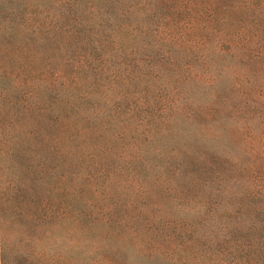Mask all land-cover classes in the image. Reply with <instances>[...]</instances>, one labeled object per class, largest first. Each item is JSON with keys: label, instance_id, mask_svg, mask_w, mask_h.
I'll return each instance as SVG.
<instances>
[{"label": "trees", "instance_id": "trees-1", "mask_svg": "<svg viewBox=\"0 0 264 264\" xmlns=\"http://www.w3.org/2000/svg\"><path fill=\"white\" fill-rule=\"evenodd\" d=\"M210 41L220 52H228V58L245 64L258 60L264 66V0H183L179 4L173 0H0V264H63L67 250L79 245L71 236L96 237L98 227L108 234L104 229L113 224L116 209L97 219L79 211L83 204L86 209L92 205L79 191L81 166L108 151H116L111 157L118 160H151L142 161V168L136 162L127 172L140 168L143 174L154 175L150 184H135L150 197L154 187L178 197L176 191H204L200 185L206 183V188H218L228 179H246L243 172H239L242 180L230 177L238 172L232 167L212 177L218 168L209 169L208 163L201 167L199 162L212 155L234 164L236 157L224 142V132L229 126L252 129L263 123L264 90L260 100L253 102L236 94L240 86L233 85L235 97H241L239 108H231L226 100L219 108L215 95L210 97L212 106L195 110L163 97L178 89L171 87L177 80L168 79L167 73L174 76L178 67L185 71L193 67L173 59V51H187L191 57ZM78 43L93 49L77 50ZM186 80H181L182 88ZM218 80L200 81L207 87ZM249 85L254 87L253 82ZM133 86L141 88L132 89L136 99L127 91ZM248 108L252 111L246 113ZM123 146L128 147L126 155L117 150ZM187 158H192L190 164L185 163ZM105 175L106 170H91L84 177L90 182ZM250 180L248 187L260 191L261 186ZM248 187L246 191L224 187L217 207H209L202 195L191 199L186 194L183 205L188 207L173 214L181 228L185 225L179 235L200 240L205 224L214 228L222 220H237L243 229L251 228V234L262 230L260 241L264 210L255 201L264 197V191ZM93 190L99 197L100 192ZM176 201L173 198L171 203ZM157 209L153 203L152 211ZM152 215L140 212L135 217L132 211L115 222L130 230L142 220V232L150 239L162 234L158 227L148 235L151 226L167 228L175 222L165 217L153 222ZM89 218L93 224L81 227L83 219ZM138 232L140 228L127 235L143 241ZM114 234L108 237L119 243L118 249L113 247L114 256L119 252L125 256L132 247L144 261L131 262L127 256V264H161V259L162 264H179L170 251L165 254L156 248L140 253L134 242L126 244L120 240L124 235ZM231 248L213 250L224 255L221 264H248L236 258L238 249ZM200 251L212 255L211 250ZM193 259L185 257L183 263Z\"/></svg>", "mask_w": 264, "mask_h": 264}, {"label": "rangeland", "instance_id": "rangeland-1", "mask_svg": "<svg viewBox=\"0 0 264 264\" xmlns=\"http://www.w3.org/2000/svg\"><path fill=\"white\" fill-rule=\"evenodd\" d=\"M173 1L178 4L183 2V0ZM84 41L86 40L84 39ZM215 43L210 41L209 46L203 47L204 50H202V52L194 53L191 57L188 55L187 51L179 50L180 53L173 51V59L182 62L183 64L193 63V67L186 71L183 68L178 67L179 72L176 73V70L174 76H172V73L170 76V73L168 72V79L177 80V84L172 83L171 87L176 85L179 90L181 89V92L177 89L172 91L170 95L164 94L163 97L176 101L185 109L190 108L191 110H195L196 107L205 109L212 106L214 101L210 97L213 95L217 98L216 104L219 108H221V102L223 100H226L231 108H239L241 102L240 96L253 102L260 100L259 94L264 90L263 64L258 60L245 64L240 62V60L228 58L227 55L230 54L226 51L220 52V50L216 48ZM91 49H93V47L90 44L82 47V44L78 43L77 50L90 51ZM203 54L208 55V57L205 59L200 58ZM221 70L223 72H221ZM185 77L187 78L185 82L186 86L182 88L181 80ZM216 77H219V80L213 86L207 85L206 87L203 84L204 82L202 83V81H200L203 80L210 82ZM250 82L254 83V87L249 85ZM167 83L168 82H166V84ZM233 85L240 86V90L237 93L236 90H232ZM133 88L139 90H141V88L133 86L132 88L127 89L131 98L136 99V97L132 95ZM234 93L240 96L235 97ZM251 111L252 110L248 108L246 113ZM223 114L226 113L224 112ZM258 125L259 124L253 126L252 129L246 127L242 129H234L232 126H229L224 132V142L229 143L235 154L234 156L236 157L233 164L234 167L228 159L216 158L212 157V155L209 157L206 156L205 159L203 157L200 158L201 161L199 162L201 167H205L206 163H208L209 169L210 167L218 168L217 170L219 171L216 170L217 172L215 171L214 174L211 173L212 177H215L222 170L228 172L230 167H232L235 170H238V172H234L230 177L235 176L236 178L241 179L242 175H240L239 172H243V174H246L245 180L231 181L228 179V182L218 183V188H206L205 186L207 183L206 185H204V183V186L200 185V187L205 189L204 191H200L199 189H192L184 192L176 191L178 197H172V195H170L172 194V191L163 192L155 187L153 189H155L154 191L157 193L155 192L152 197L139 191V188L135 184L140 182H142L143 185L150 184L152 182L151 177L153 178L154 175L147 176L139 171L141 170L140 168L134 173H127L128 169L136 162H139L138 166L142 168V161L150 163L151 160H118L117 158L111 157L112 155H116V151L111 154L108 151L104 156H98L97 160H86V163L84 162L80 169V172L84 175L83 179H81V184H79V191L81 192V195L83 192L85 199L87 196V199L91 201L92 205L86 209V205L83 204L81 208L79 207V211L83 209L85 216H88L91 213L96 219L97 216L103 218V215L107 214L111 208L112 210L116 209L117 214L115 215L116 218L113 221V224L108 227L109 229H104L108 234L102 232L101 228L98 227V230L94 229V232L97 231L99 233L96 237L84 236L81 234L71 236L79 245L76 246L74 250H67L63 264H127L126 259L128 258L131 262L140 263L142 259L136 257L137 253L134 250H131L132 247L128 249L129 254H126L125 256V253L122 254L121 252H119L118 256L113 255L112 252L116 250H113V247L118 249L119 243H117L114 238H108L112 231L115 233L113 237H116L119 234L124 235V238H120L122 242H125L126 244L134 242L137 249L140 250V253L151 252L156 248H161L165 254L170 251V254L175 257L179 264H185L183 263L185 257L190 259L194 258L189 264H221L220 261L224 255L221 256L219 251H217V254H214L215 252L213 251L216 249L218 250L220 246H232V250L233 248L238 249L236 254V258H239L238 260L242 259L243 262L248 261V264H262L257 263L254 259L255 256L264 262V237L258 241L259 234L262 230L258 229L257 234H251V228L243 229L240 227L243 223H240L237 220H232V222H236L235 224L231 221L222 222V220L217 222L218 224H216L217 226L214 228L212 224H205L202 227L203 230L199 233L200 240H198L196 236H193V239H188L189 234L185 237L179 235L181 232H185V225L181 228L180 226L183 224L180 225V222L175 220L173 216L176 209L188 207L183 205V202L186 200V194L191 196V199H193L195 195L198 197L202 195L205 202L209 204V207H217L224 198V187L230 188L231 186H235L238 190L242 189L246 191V188L248 187L246 182H248L249 178L252 180H250V183L254 182L252 185L258 184V186H261V189L258 191L256 188L248 187V190L250 189L259 193H261L262 190L264 191V120L262 124ZM117 144L121 145L120 142H117ZM199 146L203 150L206 149L202 145ZM127 149L128 147L123 146L119 147L117 150H119L118 152L125 154ZM94 153L95 152H93V154ZM191 160L192 158H187L185 163L190 164V162H192ZM199 163L195 168L199 167ZM91 170L102 171V173L106 170V175L103 177L94 176L89 182L84 176H86ZM93 189H97L100 192L99 197L96 196V192H94ZM163 195L170 196L164 199ZM179 197L180 200L175 199ZM173 198L174 200H177L174 204L171 203ZM177 202L182 203L181 205H178ZM255 202L257 205L259 204V209L264 210V197L261 196L256 198ZM153 203L158 205L157 213L152 211ZM196 204L200 205L201 203L196 202ZM127 208L129 210H127ZM132 211H134L135 217L139 215L140 212L152 213L153 222L164 217L169 218V221L175 222L172 226L167 228L159 226L158 224H151L153 226H151V232H149L148 235H152V230L154 228L158 230V227L162 234L160 235V232L155 233L154 237L150 239L148 238L146 231L142 232V227L144 225L142 220L136 222L133 225L134 228L130 230L128 227H122L120 226V223H118L121 222L120 220H124L127 215L129 216V214H132ZM243 211L245 210H242V212ZM154 216L155 218H153ZM92 224L93 220L92 218H89L88 220L83 219L80 226L82 227V225ZM86 228L87 227H85V230ZM136 228H140V232L138 233L143 238V241L137 239L136 241L134 237L127 235V231L133 233V230ZM144 229L147 230L148 228L145 227ZM213 229L214 232H212ZM235 239H238L239 241L233 242ZM201 242L204 243L205 247H201ZM210 242H214L215 245L211 244V247H209ZM106 244H108L107 247H105ZM120 245L124 246L121 242ZM200 249L211 250L212 255L210 252H208L209 254L202 253ZM228 249L230 250V248ZM228 256L230 257V254ZM163 260L164 259H161V264L163 263ZM224 260L228 262V260Z\"/></svg>", "mask_w": 264, "mask_h": 264}]
</instances>
